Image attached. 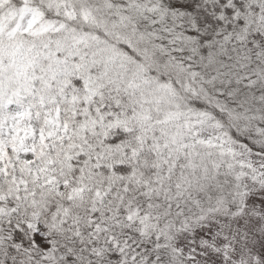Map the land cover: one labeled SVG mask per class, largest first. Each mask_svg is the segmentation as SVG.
<instances>
[{"label": "snow or ice", "instance_id": "6c2138e0", "mask_svg": "<svg viewBox=\"0 0 264 264\" xmlns=\"http://www.w3.org/2000/svg\"><path fill=\"white\" fill-rule=\"evenodd\" d=\"M0 264H264V0H0Z\"/></svg>", "mask_w": 264, "mask_h": 264}]
</instances>
